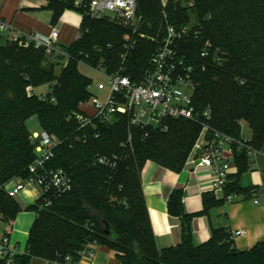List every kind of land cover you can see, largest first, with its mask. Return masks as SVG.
I'll return each instance as SVG.
<instances>
[{
    "label": "trees",
    "instance_id": "1",
    "mask_svg": "<svg viewBox=\"0 0 264 264\" xmlns=\"http://www.w3.org/2000/svg\"><path fill=\"white\" fill-rule=\"evenodd\" d=\"M90 1L49 0L52 22L57 24L67 9L84 12ZM184 1L168 0L164 7L162 0H137L143 16L140 30L152 34L163 27L164 9L170 22L191 23L193 32L182 42L183 51L199 54L208 44L220 55L219 61L202 60L206 68L199 65L196 70L197 105L210 106V124L237 140L243 138L240 120L248 122V144L264 150V0H192L193 6ZM128 32L109 18L86 14L78 38L69 45L59 43L69 55L62 66L43 47L24 48L0 39V215L10 222L22 211L5 183L29 174L37 155L28 126L34 116L42 129L61 139L50 164L66 169L73 180L72 188L53 196L50 205L39 198L28 206L36 215L26 251L16 254L11 264H31L34 257L78 259V251L89 241L114 250L120 264H264V240L239 249L224 227L214 228L207 241L195 244L194 215L185 210L182 188L172 190L167 200L169 213L180 221L181 241L163 248L157 244L143 190V167L152 160L181 171L202 130L200 121L168 118L162 127L143 128L131 126L128 115L118 114L111 124L97 121L82 129L69 118L91 97L93 79L81 71V61L102 63L112 71L127 53L124 73L133 80L150 67L156 43L137 35L127 50ZM43 84L53 89L44 99L31 94V88ZM231 148L237 172L229 175L223 198L204 193L206 208L222 205L230 194L259 192L256 186L239 184L251 165L247 148L236 141ZM96 156H106L112 165L95 163Z\"/></svg>",
    "mask_w": 264,
    "mask_h": 264
},
{
    "label": "built area",
    "instance_id": "2",
    "mask_svg": "<svg viewBox=\"0 0 264 264\" xmlns=\"http://www.w3.org/2000/svg\"><path fill=\"white\" fill-rule=\"evenodd\" d=\"M167 3L168 0H162L164 7L167 6ZM184 5L193 6L194 2L186 0ZM86 14L94 18H109L128 29L125 43L127 50L134 46L137 35L151 39L156 43V47L150 59V67L137 80H133L132 77L124 73L127 53L122 55V64L112 71L102 63L92 65L81 61V65L93 69L107 79V83H98V89L101 92L107 91V96L102 101L91 91V97L80 103V109L71 112L69 118L76 120L80 128L85 129L97 121L111 124L118 114L128 115L131 126L143 128L162 127L168 118L181 117L200 121L202 132L195 144L194 156L189 160V163L194 164L196 168L205 166L211 169L214 178L213 191L215 192H224L234 163L224 154L225 144L231 145L236 141L240 146L247 148L250 156L259 152L264 153V150H257L248 144L250 138L244 136L245 120H240L243 138L237 140L210 124L212 117L210 106L197 105L195 100L196 70L199 65L203 69L206 68L207 65L202 60L212 58L219 61L220 55L217 51L213 52L208 44L199 54L183 51L182 42L193 32L191 23L177 25L170 22L168 13L164 9L163 27L152 34L141 31L143 16L138 13L137 0H91L86 10L81 13L82 18ZM59 37L60 28L58 25H54L49 34L23 32L0 18V39L15 42L24 48L43 47L53 61L61 60L62 66L68 63L69 55L59 45ZM60 56L63 58L60 59ZM91 85L89 86L90 90ZM51 90L53 89L51 88ZM30 92L43 99L48 93H36L34 88H31ZM52 100L55 101V97H52ZM31 137L36 144L37 155L29 164V174L10 179L5 183V189L10 195L16 196L25 189L38 187L41 190L39 198H43L45 204L50 205L53 196L61 195L72 188L73 180L66 169L50 164L61 139L45 129L32 132ZM82 139L86 140L87 137L84 135ZM94 162L112 165L106 156H96ZM234 196L235 194L228 195L226 201H231ZM254 201L255 203L260 202L258 198H255ZM11 230L12 227L9 225L0 240V261H5L7 264H11L14 256L20 253L11 243ZM245 232V229H239L233 231L232 234L235 237ZM98 244L96 241L87 242L78 251V259L66 255L49 261V264H93ZM84 259H88L90 263L85 262Z\"/></svg>",
    "mask_w": 264,
    "mask_h": 264
},
{
    "label": "crops",
    "instance_id": "3",
    "mask_svg": "<svg viewBox=\"0 0 264 264\" xmlns=\"http://www.w3.org/2000/svg\"><path fill=\"white\" fill-rule=\"evenodd\" d=\"M49 0H0V18L23 32H41L49 34L54 25L60 28L59 43L69 45L79 36L81 13L67 9L57 24L52 22L53 11L48 7ZM39 87V86H38ZM34 88V91L37 92ZM40 126V125H39ZM39 131L42 129L39 127ZM32 131V130H31ZM32 132H36L32 131ZM244 136L251 138L252 135ZM224 154L234 162L230 144L224 145ZM250 169L239 177L241 187L256 186L259 192L252 195L235 194L231 201L222 205L205 207L204 193L214 192L217 198H223L224 192L213 191V173L208 167H195L187 163L181 171H174L147 160L142 170V183L145 200L159 248L176 246L181 241V225L178 217L168 210V197L175 188L184 190L185 210L194 215L192 221L193 241L199 244L212 236L214 228L224 227L231 231L245 229L242 235L234 237L239 249H249L264 240V153L250 156ZM237 172L233 163L230 174ZM41 195L38 187L25 189L18 193L16 200L22 207L17 217L8 222L0 215V240L9 225L11 243L20 253L26 251L30 229L35 219V212L28 206L35 203ZM255 198L260 200L255 203ZM93 264H120L116 252L106 245L98 244ZM85 262L90 263L88 259ZM31 264H49L46 259L34 257Z\"/></svg>",
    "mask_w": 264,
    "mask_h": 264
},
{
    "label": "rangeland",
    "instance_id": "4",
    "mask_svg": "<svg viewBox=\"0 0 264 264\" xmlns=\"http://www.w3.org/2000/svg\"><path fill=\"white\" fill-rule=\"evenodd\" d=\"M81 71L83 73H85L86 75L90 76L93 79L92 85H91V91L93 94L97 95L99 97L100 100L104 101L106 99L107 96V91L105 92H101L98 89V83L99 82H105L107 83V79L100 73L94 71L93 69H90L89 67L85 66V65H80ZM60 71V67L57 68V72ZM51 89V85L50 84H43L41 86H39L36 91L37 92H42V93H47L48 91H50ZM28 126L32 131H39V122L36 116L32 117L31 119L28 120ZM244 130H245V134L247 136L252 135V130L249 127L248 122L245 123L244 126ZM202 132V130H201ZM201 132L199 134V136L197 137L188 157H187V161L186 164L189 162V160L194 156V149H195V144L197 143L198 139L200 138Z\"/></svg>",
    "mask_w": 264,
    "mask_h": 264
}]
</instances>
